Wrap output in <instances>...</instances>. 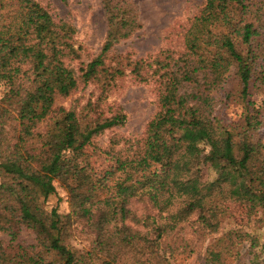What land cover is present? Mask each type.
<instances>
[{"label":"trees","instance_id":"16d2710c","mask_svg":"<svg viewBox=\"0 0 264 264\" xmlns=\"http://www.w3.org/2000/svg\"><path fill=\"white\" fill-rule=\"evenodd\" d=\"M100 6L101 51L75 75L74 27L36 0H0V264H170L176 252L194 250L186 240L178 245L184 228L204 239L207 264H223L227 247L243 241L249 264H264L241 228L205 243L218 234L227 203L243 205L247 217L264 210V97L250 98V89H264V1L203 0L182 29L180 51L126 64L136 79L155 65L147 76L156 77V112L137 138L111 135L100 152L112 164L96 172L86 147L124 126L125 114L95 102L66 109L55 99L77 82L101 78L107 89L125 76L123 61L109 68L104 57L141 28L137 5ZM230 77L242 104L235 122L219 117L230 94L215 95ZM35 92L44 100L32 101ZM205 165L213 179L202 180ZM55 183L67 193L65 215ZM137 202L148 211L134 213ZM72 232L81 249L69 243Z\"/></svg>","mask_w":264,"mask_h":264},{"label":"rangeland","instance_id":"374dc122","mask_svg":"<svg viewBox=\"0 0 264 264\" xmlns=\"http://www.w3.org/2000/svg\"><path fill=\"white\" fill-rule=\"evenodd\" d=\"M42 6L46 7L50 13L57 19L69 22L75 29L72 36L73 47L78 51L79 59L70 63L75 75H79V68L82 63H87L91 59L99 55L105 35L106 27L100 0H36ZM138 8L139 21L141 28L130 38L123 40L113 46L105 57L104 62L107 67L116 66L115 63L123 61L125 63V76L121 78L114 86L103 88V80H93L89 83H78L73 87L66 86L68 93L66 95H57L55 105L63 106L66 109H74L79 111L83 105L94 103L96 105L112 106L114 111L120 110L125 114L126 122L124 126L116 127L104 131L93 141L94 146L86 147V152L90 155V163L96 172H102L111 164V160L100 152V149L106 147L111 135L116 134L118 137H127L135 139L140 136L147 122L156 112V95L157 86L156 77H150L151 71L155 65L151 64V69L147 71V75L142 72L141 78H135L130 73V67L126 64L139 59L152 62L154 58L159 57L164 50L180 51L182 43V29L187 26L190 18H192L201 7L203 0H131ZM264 1V0H258ZM146 70V69H145ZM65 90V91H66ZM237 80L230 77L224 85L222 91L215 95L229 93V99L223 100L220 105L221 110L219 117L222 121L235 122L239 119L242 111L241 99L238 94ZM2 87L0 86V93ZM41 93V92H40ZM41 95V96H40ZM40 97V98H39ZM99 97L100 100L98 99ZM264 97V89H250V98L254 102H260ZM39 98L44 100V96L35 92L31 95L32 101ZM100 112V109H97ZM217 111V112H218ZM109 114L108 109H104L103 113ZM31 122L27 119L22 120L24 129L28 128ZM40 127L42 126L39 125ZM259 135L264 143V126L259 130ZM99 149V150H98ZM202 180L213 179L214 173L211 172L208 165L202 167ZM57 197L48 201L50 207L58 205L60 214H67L69 205L67 202V193L58 183H55ZM225 213L221 217L220 230L213 237H207L205 243L215 246L220 242L221 238L232 228H241L248 235L257 240V252L261 253L264 260V210L256 211L250 217H247L243 205L238 203H227ZM136 214L141 209L148 211L146 205L137 202L134 206H130ZM76 224L72 225V230ZM182 237L177 240L181 245L185 240L193 245L192 254L180 252L175 253V257L170 264H207L204 262L205 253L202 238L195 236L188 229L184 228ZM26 238L30 235L24 233ZM6 238L0 234V239ZM80 238L76 232H72L69 243L76 249H81ZM165 241L170 243L171 237H166ZM226 246V245H225ZM231 247V248H230ZM228 246L225 254H223V264H249V256L246 254L249 249V242L243 241L236 246ZM200 250V255L197 252Z\"/></svg>","mask_w":264,"mask_h":264}]
</instances>
